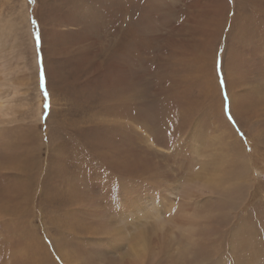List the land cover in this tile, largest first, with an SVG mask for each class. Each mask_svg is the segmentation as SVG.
Instances as JSON below:
<instances>
[{"label": "rangeland", "instance_id": "rangeland-1", "mask_svg": "<svg viewBox=\"0 0 264 264\" xmlns=\"http://www.w3.org/2000/svg\"><path fill=\"white\" fill-rule=\"evenodd\" d=\"M0 264H264V0H0Z\"/></svg>", "mask_w": 264, "mask_h": 264}, {"label": "bare ground", "instance_id": "bare-ground-1", "mask_svg": "<svg viewBox=\"0 0 264 264\" xmlns=\"http://www.w3.org/2000/svg\"><path fill=\"white\" fill-rule=\"evenodd\" d=\"M123 80V79H122ZM119 81V80H118ZM118 85V84H117ZM128 86V85H127ZM126 87V86H125ZM121 108V107H120ZM120 110V109H119ZM121 111V110H120ZM125 111V110H124ZM124 111H122V112H124ZM127 111V110H126ZM116 112H117V110H116ZM223 121H225V120H223ZM221 122H222V120H221ZM124 160V159H123ZM136 166V164H134V163H132L131 165H130V167H132V168H134Z\"/></svg>", "mask_w": 264, "mask_h": 264}, {"label": "snow or ice", "instance_id": "snow-or-ice-1", "mask_svg": "<svg viewBox=\"0 0 264 264\" xmlns=\"http://www.w3.org/2000/svg\"><path fill=\"white\" fill-rule=\"evenodd\" d=\"M30 2H34V0H30ZM37 44H39V38H37Z\"/></svg>", "mask_w": 264, "mask_h": 264}]
</instances>
